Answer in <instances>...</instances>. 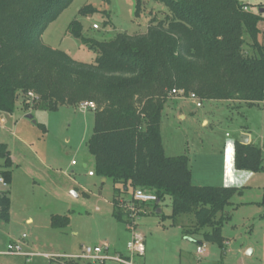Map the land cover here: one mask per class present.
<instances>
[{
  "label": "trees",
  "instance_id": "obj_1",
  "mask_svg": "<svg viewBox=\"0 0 264 264\" xmlns=\"http://www.w3.org/2000/svg\"><path fill=\"white\" fill-rule=\"evenodd\" d=\"M72 1L0 0V112L13 114L18 100L24 110L32 106L47 112L95 102L94 129L86 145L95 174L113 183L114 219L131 224L121 201L141 189L154 194L157 202L136 203L138 217L157 214L168 198L171 214L163 220L176 226L179 219L190 217L192 224L182 228L183 235H200L223 250L222 228L231 220L225 210L234 196L242 195L243 187L193 185L188 156L164 155L161 116L173 89L200 101L248 106L262 102L264 45L258 42L262 15L240 0H150L166 10L164 20L151 21L143 35L119 33L103 42L85 37L74 19L68 33L96 55L88 64L41 42L48 26ZM143 4L135 0L134 17ZM89 11L84 7L79 15ZM0 160V176L9 185L12 162L1 144ZM234 166L264 171L262 150L235 142ZM9 219L8 192H0V222ZM62 221L66 224L67 218L51 219L54 228L64 227Z\"/></svg>",
  "mask_w": 264,
  "mask_h": 264
},
{
  "label": "rangeland",
  "instance_id": "obj_2",
  "mask_svg": "<svg viewBox=\"0 0 264 264\" xmlns=\"http://www.w3.org/2000/svg\"><path fill=\"white\" fill-rule=\"evenodd\" d=\"M143 2L139 16L134 17L135 0H73L48 26L41 42L77 62L94 63L96 55L68 33L69 24L78 20L83 35L99 42L110 41L119 33L143 35L151 21H162L166 15L162 6L150 0ZM240 2L256 13L257 5L264 0ZM84 7L89 8V13L79 15ZM244 49L247 50V46ZM20 103L18 100L13 114L0 112V144L7 145L15 158V166L11 167L12 185L8 189L10 219L7 223L0 222V252L23 235L26 236L25 250L40 254L75 255L80 253V245L94 246L103 241L111 246L117 243L121 248L128 234L125 225L111 218L113 183L111 180L101 182L95 174L94 158L87 150L86 142L94 129V113L82 111V103L74 108L61 106L54 112L32 106L24 110ZM201 103L202 106L196 108L190 100L169 97L161 116L162 140L167 155L184 154L192 159L195 179L199 175L208 183L204 186H219L222 178L216 171L220 162H213L216 166L211 172L203 173L199 166L206 163V156L223 153L226 142L239 141L241 129L247 130L251 140L258 144L257 139L264 137V103L252 106L224 101ZM93 104L94 109L90 110L95 111L96 103ZM179 114L184 115L183 120L179 119ZM27 115H31L36 124L26 119ZM205 117L210 122L208 127L201 126ZM2 164L0 160V170ZM89 172L94 177H89ZM71 192L78 198L69 195ZM96 208L100 212H96ZM159 210L161 215L153 214L135 221L137 230L145 236L147 259L150 256L159 264L160 260H167L168 264H264V171L250 173L243 184L242 195L234 196L226 208L231 220L222 228L223 250L206 243L200 235L184 236L182 228L191 226L190 217L179 219L178 229H169L171 220H163L162 216L171 214L170 199L160 203ZM57 215L69 219L68 236L48 231L50 216ZM27 217L34 219L33 225L25 223ZM160 223L169 230L157 227ZM70 231H77L79 236L72 237ZM199 244L205 247L202 255L196 252ZM248 251L252 256L247 255ZM143 261L142 257L134 258L135 264ZM4 263L65 264L63 260L42 257L0 256V264Z\"/></svg>",
  "mask_w": 264,
  "mask_h": 264
},
{
  "label": "crops",
  "instance_id": "obj_3",
  "mask_svg": "<svg viewBox=\"0 0 264 264\" xmlns=\"http://www.w3.org/2000/svg\"><path fill=\"white\" fill-rule=\"evenodd\" d=\"M260 6H264V3H259V5H257L258 10H262V13L260 14V15H262V20L258 23V29L260 31V33L258 35V42H259V44L264 45V8H261ZM248 10H250L251 12H254L253 10L249 9V7H248ZM258 10L256 11L257 14H258ZM178 100L182 101L181 99H178ZM211 102L214 103V102H219V101H211ZM224 102H226L227 104L239 105V106L245 104L243 102H238V101H224ZM263 103L264 102H260V103L255 104V105H259V104H263ZM245 105H247V104H245ZM82 111H84V112L91 111L92 113L95 112V111L90 110V109L82 110ZM162 112H163V110H162ZM194 112H196V111L194 110ZM179 119L183 120L184 119V115L183 114H179ZM201 126H204V127L210 126V122H209V120L206 117L202 119ZM160 133H161V123H160ZM239 135L240 136L241 135H246L248 137V144H251V145L256 146V147L258 145V146H260V149H262L264 151V137L260 136L259 139H257L258 144H255L251 140L250 133L247 130L241 129ZM235 142H239V141L237 139H235L233 141L226 142V144L224 145V148H223V153H221L219 156H215V155L206 156V160H205L206 163L203 164V165H201V166H199V168H201V170H202L201 172H203V173H205L206 171L211 172V171L215 170V166H216V165H213V162L214 161H217V163L220 162L219 168L217 169L216 174L218 173V175H220V177L222 178V183L219 186H212V187H236V188H242L243 187V184L250 177V173H252V172H250V171H244V170H236L235 169V166H234V145H235ZM161 143H162V148H163V151H164V155L166 157H177V155L176 156L175 155H167V153H166V147H165V144H164V142L162 140V133H161ZM1 145H4V144H1ZM5 146H6L7 151L9 152L10 160H11L13 166H15V164H14L15 158H14V156L11 155L10 151L7 148V145H5ZM183 155H178V156H183ZM194 161L195 160H193V163H194ZM211 162H212V164H211ZM191 163H192V159L189 158L190 172H191V182H192V184L195 185V186L208 185V183H204L205 181H202L203 179L200 178L199 175H196V179L194 178ZM11 176H12V174H11ZM89 177H94V175L93 176H89ZM100 180H101L102 183H105L107 181V179H103V178H100ZM11 185H12V179H11V182H10V184L8 186V189L11 187ZM8 189L4 190V189H2L0 187V192H8ZM71 194H72V192L69 195H71ZM81 194H83L84 197H88V194H86L84 192H82ZM110 206H111V211H112L111 212V218L114 221H116L114 219V217H113L114 208H113L112 201H111ZM10 207H11V202H10ZM96 212H100V209L99 208H96ZM149 216H151V215H145V216H141V217L146 218V217H149ZM52 217L53 216H50V218H49V223H48V225H49L48 227L49 228H48V231H50V230L51 231H58V233L61 234L62 236H68V234H67V231H68L67 230V227L69 225V219L67 217H64V218H67V223L66 224H64L63 221L61 222L62 224H64V227H62V228H54L52 226V223H51ZM57 217H60V216L57 215ZM60 218H63V217H60ZM138 218H140V217H138ZM138 221H139V219L136 222H138ZM25 223H27L29 225H33L34 224V219L32 217H27L25 219ZM121 224H123V223H121ZM123 225H125V224H123ZM157 227H159L163 231H166V230H169V229H171V230L178 229V224L175 227L171 226V224H170L169 229H167V227H165L164 225H162V223H160L159 225L157 224ZM133 229L135 230V232L137 234L141 235V237L143 238V241H144V248H146L145 247V236L140 231L137 230L138 229L137 223L134 224ZM126 232H127L128 236L126 238L125 243L121 244V248H119V244H117V243H114V244L111 243V244H113V246H111L106 241H103L101 243V244H104L105 243V244H107L109 246V251H108L109 254H111L113 256L114 255H118V256H125L126 255V244L129 241L130 236H131V230L129 229L128 226H126ZM70 235L72 237H78L79 236V233L77 231H70ZM101 244H99V245H101ZM99 245L95 244L94 246H99ZM80 246L81 247H80L79 250L81 252V250L84 247V245H80ZM204 251H205V249H204ZM28 252L33 253V254H36V255H53V254H50V253L40 254V253H34L33 251H28ZM77 254H75V255H77ZM146 254L147 253H146V249H145L144 256L142 257V258H144V261L142 262V264H159V263H156L154 261V258H150V256L147 259ZM55 255H57V254H55ZM61 255H63V254H61ZM68 255H72V254H68ZM247 255L248 256H252V252L251 251H248L247 252ZM35 257H42V256H35ZM19 258H21V257H19ZM42 258H44V257H42ZM44 259H46V258H44ZM107 263H109V264H116L114 262H107ZM168 263L169 262H167V260L165 262H163V260H160V264H168ZM4 264H10V263H4ZM69 264H97V263H87V262H84V261H80V262H73V263H69Z\"/></svg>",
  "mask_w": 264,
  "mask_h": 264
},
{
  "label": "built area",
  "instance_id": "obj_4",
  "mask_svg": "<svg viewBox=\"0 0 264 264\" xmlns=\"http://www.w3.org/2000/svg\"><path fill=\"white\" fill-rule=\"evenodd\" d=\"M94 29H97V26H93ZM29 98H33L32 94H28ZM169 97H173L181 100H190L194 103L196 108L202 106V101H200L194 94H186L184 90L173 89L169 93ZM264 102V98L262 100ZM81 110L94 109L93 102H84L80 105ZM262 150V149H261ZM263 156L264 151L262 150ZM74 164V162H72ZM89 176H93V173L89 172ZM8 184L5 182L2 176H0V187L4 190L8 189ZM121 205L123 206V211L129 214L131 224L128 226L131 230V236L129 241L126 244V255L118 256L109 254V246L107 244H101L99 246H86L83 247L81 252L77 255H36L25 250L24 240L25 235L21 237L20 240L11 242L7 245L6 250L0 252V256L7 257H21V258H32L35 256H42L48 260H63L64 263L69 264L73 262L84 261L87 263H97L104 264L107 262H114L116 264H135L134 258H141L144 256L145 248L144 241L141 235L137 234L133 229L135 221L138 218V210L135 205L138 204H152L157 202L156 196L147 191L137 189L133 192L130 198L122 199ZM205 247L199 244L196 252L198 255L204 253Z\"/></svg>",
  "mask_w": 264,
  "mask_h": 264
},
{
  "label": "water",
  "instance_id": "obj_5",
  "mask_svg": "<svg viewBox=\"0 0 264 264\" xmlns=\"http://www.w3.org/2000/svg\"><path fill=\"white\" fill-rule=\"evenodd\" d=\"M261 13H262V10H258V14H261ZM26 119L32 121L33 124H36V122L33 121V117L31 115H27ZM239 143L242 145H247L248 144V137L246 135H241ZM72 194L75 195L73 192H72ZM75 197H77V196L75 195ZM156 213L159 214L160 210L158 209Z\"/></svg>",
  "mask_w": 264,
  "mask_h": 264
}]
</instances>
